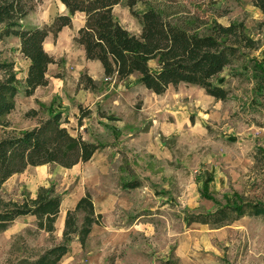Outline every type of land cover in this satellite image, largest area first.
<instances>
[{
  "label": "rangeland",
  "instance_id": "374dc122",
  "mask_svg": "<svg viewBox=\"0 0 264 264\" xmlns=\"http://www.w3.org/2000/svg\"><path fill=\"white\" fill-rule=\"evenodd\" d=\"M150 2L170 4L173 21L196 19L201 32L213 20L244 22L260 48L246 52L220 75L230 92L226 100L188 84L158 95L138 83L137 75L122 81L101 76V65L88 60L74 40L84 24V15L77 13L71 27L44 43L57 60L49 66V84L26 96L29 62L16 39L0 40V60L14 61L22 81L16 108L8 116L11 127L0 126V138L62 112L72 134L103 145L86 163L31 166L3 185L0 198L15 201L54 185L62 196L64 220L48 233L38 229L34 216L17 218L0 232V264H29L61 243L66 213L86 191L102 223L93 226L85 248L75 239L59 264H264V216L247 215L221 228L186 220L215 209L217 203L203 195L205 183L221 204L235 192L264 202V161L256 157L258 147H264V95L254 74V64H264V16L253 0ZM66 13L60 0H37L24 24L49 25ZM114 14L124 27L140 33L128 7L119 4ZM84 71L98 82L97 91L78 88ZM80 105L91 112L82 124ZM32 109L38 110L36 117L29 113ZM130 180L141 185L125 188Z\"/></svg>",
  "mask_w": 264,
  "mask_h": 264
},
{
  "label": "trees",
  "instance_id": "16d2710c",
  "mask_svg": "<svg viewBox=\"0 0 264 264\" xmlns=\"http://www.w3.org/2000/svg\"><path fill=\"white\" fill-rule=\"evenodd\" d=\"M37 0H0V40L18 38L20 52L29 62L24 78L26 96L34 95L39 87L49 84V66L57 60L45 49L49 35L56 37L65 27H71L77 13L84 15V24L75 36L88 60H98L106 79L126 80L137 75L138 83L155 94H164L171 86L181 84L199 86L217 100H226L230 94L223 86L222 72L242 60L246 52L260 48L258 40L247 33L244 22L224 25L217 20L206 23L201 32L196 19L173 21L168 3L152 4L150 0H60L66 14L57 15L51 24L27 27L24 20ZM128 7L139 21L140 33H133L115 17L117 5ZM139 4L145 9L137 10ZM264 16V0H253ZM155 63V67L152 66ZM258 90L264 95V64H254ZM0 126L11 127L8 116L15 110L21 79L14 61L0 60ZM216 79V81H215ZM78 88L95 92L99 84L84 71ZM78 121L91 112L79 106ZM35 117L38 110L29 111ZM62 112H52L32 128L0 138V190L14 175L28 167L58 165L72 168L92 159L103 145L88 141L80 134L70 132ZM256 157L264 161V147H258ZM138 180L125 183L135 189ZM203 195L217 203L214 210L188 215L187 223H202L221 228L247 215L264 216V202L246 200L239 193L226 195L219 203L209 193L208 184ZM62 196L54 185L40 186L33 197L27 194L20 201L0 198V232L7 230L23 216H34L39 230L54 233L61 212ZM102 214L96 210L92 194L86 191L74 208L66 213L62 242L48 248L29 264H59L77 239L83 248L88 243L94 225L102 223Z\"/></svg>",
  "mask_w": 264,
  "mask_h": 264
},
{
  "label": "crops",
  "instance_id": "0c3cea01",
  "mask_svg": "<svg viewBox=\"0 0 264 264\" xmlns=\"http://www.w3.org/2000/svg\"><path fill=\"white\" fill-rule=\"evenodd\" d=\"M80 14H82V13H80ZM12 38L16 39V40L18 41V43H19V46H20L19 39H18V38H15V37H12ZM95 61H97V63H99V65H101V63H100L98 60H95ZM100 67H101V76H104V78H105V74H104V70H103L102 65H101ZM83 195H84V194H83ZM83 195H82V196H83ZM82 196H81V197H82ZM60 214H61V212H60Z\"/></svg>",
  "mask_w": 264,
  "mask_h": 264
},
{
  "label": "bare ground",
  "instance_id": "6f19581e",
  "mask_svg": "<svg viewBox=\"0 0 264 264\" xmlns=\"http://www.w3.org/2000/svg\"><path fill=\"white\" fill-rule=\"evenodd\" d=\"M64 215H65V214H64ZM63 220H64V218H63V214H62V215L60 214V216H59V218H58V220H57V223H59L60 226H62V225H63Z\"/></svg>",
  "mask_w": 264,
  "mask_h": 264
}]
</instances>
